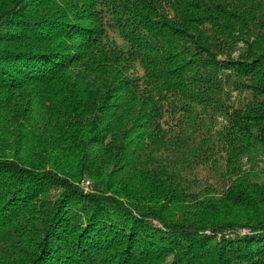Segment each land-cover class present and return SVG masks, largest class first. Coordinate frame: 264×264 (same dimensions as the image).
I'll use <instances>...</instances> for the list:
<instances>
[{
	"label": "trees",
	"instance_id": "obj_1",
	"mask_svg": "<svg viewBox=\"0 0 264 264\" xmlns=\"http://www.w3.org/2000/svg\"><path fill=\"white\" fill-rule=\"evenodd\" d=\"M0 264H264V0H0Z\"/></svg>",
	"mask_w": 264,
	"mask_h": 264
},
{
	"label": "rangeland",
	"instance_id": "obj_2",
	"mask_svg": "<svg viewBox=\"0 0 264 264\" xmlns=\"http://www.w3.org/2000/svg\"><path fill=\"white\" fill-rule=\"evenodd\" d=\"M85 187H86V186H85ZM86 189L89 190V191H91V190H92V186H91V184H90V185L88 184V186H87Z\"/></svg>",
	"mask_w": 264,
	"mask_h": 264
},
{
	"label": "built area",
	"instance_id": "obj_3",
	"mask_svg": "<svg viewBox=\"0 0 264 264\" xmlns=\"http://www.w3.org/2000/svg\"><path fill=\"white\" fill-rule=\"evenodd\" d=\"M88 184H89V182H87V184H86V188H87Z\"/></svg>",
	"mask_w": 264,
	"mask_h": 264
}]
</instances>
